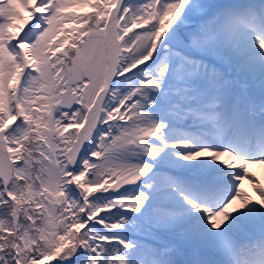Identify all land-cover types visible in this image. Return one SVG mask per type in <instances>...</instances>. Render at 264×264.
<instances>
[{
  "label": "snow or ice",
  "instance_id": "1",
  "mask_svg": "<svg viewBox=\"0 0 264 264\" xmlns=\"http://www.w3.org/2000/svg\"><path fill=\"white\" fill-rule=\"evenodd\" d=\"M0 264H264V0H0Z\"/></svg>",
  "mask_w": 264,
  "mask_h": 264
}]
</instances>
